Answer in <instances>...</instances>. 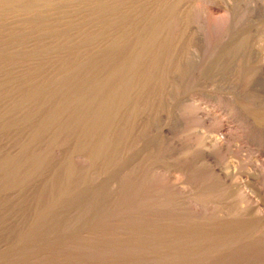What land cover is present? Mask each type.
I'll use <instances>...</instances> for the list:
<instances>
[{
  "label": "rangeland",
  "instance_id": "1",
  "mask_svg": "<svg viewBox=\"0 0 264 264\" xmlns=\"http://www.w3.org/2000/svg\"><path fill=\"white\" fill-rule=\"evenodd\" d=\"M119 1L0 4V264H264V0Z\"/></svg>",
  "mask_w": 264,
  "mask_h": 264
},
{
  "label": "bare ground",
  "instance_id": "2",
  "mask_svg": "<svg viewBox=\"0 0 264 264\" xmlns=\"http://www.w3.org/2000/svg\"><path fill=\"white\" fill-rule=\"evenodd\" d=\"M8 1H12V0H0V4H1V2H7V3H9ZM14 1V0H13ZM116 1V0H115ZM117 1H119V0H117ZM146 1V6L148 5V9H149V12L147 13V14H145V22H144V26L141 28V32L140 33H143V34H147V35H149V37H148V39H146V40H144V39H142V40H144V41H147V42H144V44H143V42L142 43H140L141 45H149L151 48H154L155 50H154V52H156V50L161 54V51H162V46L163 45H161V43H163L162 41L164 40V45H166V43H165V41L167 40H165V38H166V36H167V33L169 34V31L170 30H172V29H177L178 28V26H179V24H181L180 22H181V20H183V17H182V14H178L177 13V4H178V1L179 0H145ZM102 2H104V1H102ZM101 2V3H102ZM109 2V1H108ZM119 4H120V1L118 2ZM117 2H116V5H119ZM126 3V2H125ZM181 3V2H180ZM207 3V2H206ZM103 4V3H102ZM110 4H112V3H110ZM36 6V5H35ZM100 6V5H99ZM98 6V7H99ZM105 7H107L106 5H104ZM112 6V5H111ZM114 6V5H113ZM129 6V5H128ZM118 7V6H117ZM127 7V6H126ZM108 8V7H107ZM114 8H116V7H113V9ZM125 8V7H124ZM95 9V8H94ZM97 9H100V7L99 8H97ZM119 9V8H118ZM146 9V8H145ZM139 10H141L140 8H139ZM138 10V11H139ZM179 10V9H178ZM98 11V10H97ZM104 11V10H103ZM115 11H117V10H115ZM115 11H114V13H115ZM121 11V10H120ZM148 11V10H147ZM85 12V11H84ZM145 12H146V10H145ZM230 12V11H229ZM86 13V12H85ZM96 13V12H95ZM140 13V12H139ZM87 14V13H86ZM116 14V13H115ZM80 15V14H79ZM114 15V14H113ZM142 16V15H141ZM214 16V15H213ZM103 17H105V16H103ZM112 17H114V16H112ZM134 17V16H133ZM216 17V16H215ZM117 18V17H116ZM130 18V17H129ZM138 18V17H137ZM213 18V17H212ZM220 18V17H219ZM225 18H226V16H225ZM106 18H104L103 19V21L105 20ZM118 19V18H117ZM117 19H115V20H117ZM115 20L113 19V21L115 22ZM139 20V19H138ZM143 20V19H142ZM212 20V19H211ZM111 21V20H110ZM186 22H188L187 20H185ZM221 21V20H220ZM36 22V21H35ZM118 22V21H117ZM120 22V21H119ZM130 22V21H129ZM185 22V23H186ZM209 22V21H208ZM213 22V21H212ZM132 23V22H131ZM221 23H223V22H221ZM99 24V23H98ZM120 24V23H119ZM210 24V23H209ZM139 25V24H138ZM218 25V24H217ZM225 25V24H224ZM226 25H227V23H226ZM184 26V25H183ZM212 26V25H211ZM181 28V27H180ZM104 29V28H103ZM102 30V29H101ZM181 30V29H180ZM179 30V31H180ZM213 30V29H212ZM9 31V30H8ZM106 31H107V29H106ZM174 31V30H173ZM172 31V32H173ZM215 31V30H214ZM6 33V32H5ZM91 33V32H90ZM128 33V32H127ZM174 33H177V32H174ZM31 34V33H30ZM171 34V33H170ZM181 33H179L178 35H180ZM183 34V33H182ZM181 34V35H182ZM178 35H177V38H178ZM102 36V35H101ZM170 36V35H169ZM168 36V37H169ZM175 36V35H174ZM183 36V35H182ZM167 37V38H168ZM171 37V36H170ZM44 39V38H43ZM112 39V38H111ZM140 39V38H139ZM138 39V40H139ZM223 39V38H222ZM129 40V39H128ZM137 40V41H138ZM142 40H140V41H142ZM177 40V39H176ZM80 41V40H79ZM139 41V42H140ZM168 41V40H167ZM170 41V40H169ZM168 41V42H169ZM168 42H167V44H168ZM139 43L137 44V46L139 45V46H141ZM175 44V43H174ZM36 45V44H35ZM176 45V44H175ZM174 45V46H175ZM133 46V45H132ZM135 46H136V44H135ZM139 46H138V48H139ZM129 47V46H128ZM131 47V46H130ZM164 47V46H163ZM166 47V46H165ZM173 46H171V48H172ZM121 49V48H120ZM140 50H141V48H140ZM140 50L139 49H137L136 47H135V49H133V51L131 52V54L129 55V56H133V58L135 59L137 56H138V53H140ZM163 50H166V48L165 49H163ZM168 50V49H167ZM169 50H170V48H169ZM114 52V51H113ZM164 52V51H163ZM170 52V51H169ZM149 54V53H148ZM151 55V54H150ZM155 56H156V53L154 54ZM164 55V54H163ZM162 54H161V56H163ZM82 56V55H81ZM165 56V55H164ZM27 57V56H26ZM154 57V56H153ZM157 57H158V55H157ZM155 58V60H156V57H154ZM160 58V57H159ZM78 59V58H77ZM153 59V58H152ZM161 59V58H160ZM55 60V59H54ZM128 60V59H127ZM158 61V60H157ZM126 63H128L129 64V62H127V61H125ZM49 63V62H48ZM161 63H162V61H161ZM52 64V63H51ZM127 64V65H128ZM54 65V64H53ZM124 65V64H123ZM130 65V64H129ZM137 65V64H136ZM126 66V65H125ZM157 67V66H156ZM162 67V66H161ZM125 67H123V69H124ZM126 68H127V66H126ZM151 68V67H150ZM160 68V67H159ZM108 69V68H107ZM161 69L162 68H160V71H161ZM31 70V69H30ZM122 70V69H121ZM145 70V69H144ZM149 70V69H148ZM159 70V69H158ZM163 70V69H162ZM71 71V70H70ZM124 71H125V69H124ZM152 71V70H151ZM127 72V74H128V76L130 77V78H134V80H135V76L138 74V69L137 68H133L132 66H130L129 67V69L126 71ZM146 72V74H148L149 72L148 71H145ZM153 72V71H152ZM158 72V71H157ZM163 73V72H162ZM162 73H160L161 75H162ZM159 74V73H158ZM159 74V75H160ZM164 74V73H163ZM29 75V74H28ZM138 76H139V74H138ZM140 77H143V76H140ZM160 77V76H159ZM31 78V77H30ZM144 78V77H143ZM155 82V81H154ZM25 83V82H24ZM114 84V83H113ZM122 84V83H121ZM63 85V84H62ZM119 85V84H118ZM97 86V85H96ZM122 86V85H121ZM115 87V86H114ZM123 87V86H122ZM117 88V87H116ZM118 89H120V88H118ZM124 89H126V87L124 88ZM150 89V88H149ZM64 91V90H63ZM121 93H122V91H121ZM120 93V94H121ZM142 93V92H141ZM126 95H128V94H126ZM119 96V95H118ZM124 97V95L122 96L121 95V98H120V96H119V98H120V100H122V99H124L123 98ZM132 98V97H131ZM83 99V98H82ZM123 101V100H122ZM139 105V104H138ZM121 110V109H120ZM130 110V109H129ZM105 111V110H104ZM132 114V113H131ZM84 115V114H83ZM70 117V116H69ZM87 124H88V122H87ZM54 143V142H53ZM29 162V161H28ZM20 163V162H19ZM3 164V163H2ZM92 165V164H91ZM32 168V167H31ZM8 176V175H7ZM1 177V176H0ZM14 177V176H13ZM51 186V185H50ZM56 189V188H55Z\"/></svg>",
  "mask_w": 264,
  "mask_h": 264
}]
</instances>
